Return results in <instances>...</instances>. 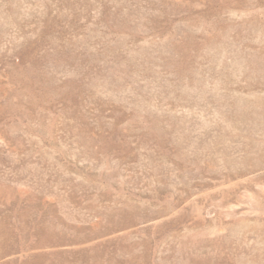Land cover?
I'll use <instances>...</instances> for the list:
<instances>
[{
    "label": "rangeland",
    "instance_id": "obj_1",
    "mask_svg": "<svg viewBox=\"0 0 264 264\" xmlns=\"http://www.w3.org/2000/svg\"><path fill=\"white\" fill-rule=\"evenodd\" d=\"M0 264H264V0H0Z\"/></svg>",
    "mask_w": 264,
    "mask_h": 264
}]
</instances>
